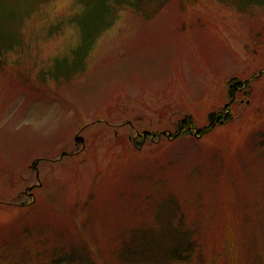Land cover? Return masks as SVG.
I'll return each mask as SVG.
<instances>
[{
    "label": "rangeland",
    "instance_id": "rangeland-1",
    "mask_svg": "<svg viewBox=\"0 0 264 264\" xmlns=\"http://www.w3.org/2000/svg\"><path fill=\"white\" fill-rule=\"evenodd\" d=\"M76 8L22 13L0 67V264H264V6L125 9L79 76Z\"/></svg>",
    "mask_w": 264,
    "mask_h": 264
},
{
    "label": "trees",
    "instance_id": "trees-1",
    "mask_svg": "<svg viewBox=\"0 0 264 264\" xmlns=\"http://www.w3.org/2000/svg\"><path fill=\"white\" fill-rule=\"evenodd\" d=\"M25 1V2H24ZM53 0H23V7H18L15 3H7L5 0H0V67H8L5 55L17 50L19 43V30L13 29L14 23H18L22 13L24 17L30 18L31 15L40 10L42 5L51 3ZM171 0H75V4L79 5L73 15L75 24L81 31L80 42L76 47L74 62L76 69L74 75H83L87 71L88 59L97 46L98 40L103 34L111 29L118 20L120 13L123 10H131L142 18L150 20L157 16L165 5ZM186 1V0H183ZM188 1V0H187ZM254 5L264 6V0H252ZM20 3V4H22ZM56 32L48 34L50 38ZM67 79L73 78L72 73L65 75ZM60 77V76H59ZM58 76L50 78L56 80L58 84L61 80ZM42 82H47L46 74L39 75ZM56 82V83H57ZM214 118V116H212ZM191 119L183 121L181 128H192ZM212 127L200 130L206 133ZM149 134V133H148ZM178 134V133H177ZM176 136H179L176 135ZM171 257L176 262H185L192 256L193 252L190 249L182 250V246L174 245Z\"/></svg>",
    "mask_w": 264,
    "mask_h": 264
},
{
    "label": "flooded vegetation",
    "instance_id": "flooded-vegetation-1",
    "mask_svg": "<svg viewBox=\"0 0 264 264\" xmlns=\"http://www.w3.org/2000/svg\"><path fill=\"white\" fill-rule=\"evenodd\" d=\"M232 86V85H230ZM233 87V88H232ZM231 87V95L233 97V101H236V98L238 97L237 95H240L241 93L244 95L245 90H244V85L241 84V82L235 81V85ZM221 117L214 115L213 121H218ZM222 121V120H220Z\"/></svg>",
    "mask_w": 264,
    "mask_h": 264
},
{
    "label": "water",
    "instance_id": "water-1",
    "mask_svg": "<svg viewBox=\"0 0 264 264\" xmlns=\"http://www.w3.org/2000/svg\"><path fill=\"white\" fill-rule=\"evenodd\" d=\"M149 132H145V134H148ZM76 140H79V137L76 138Z\"/></svg>",
    "mask_w": 264,
    "mask_h": 264
}]
</instances>
